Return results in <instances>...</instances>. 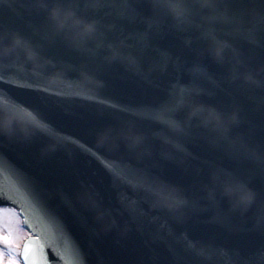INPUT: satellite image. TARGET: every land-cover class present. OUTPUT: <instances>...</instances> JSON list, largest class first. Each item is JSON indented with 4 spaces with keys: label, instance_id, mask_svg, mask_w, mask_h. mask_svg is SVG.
Wrapping results in <instances>:
<instances>
[{
    "label": "water",
    "instance_id": "water-1",
    "mask_svg": "<svg viewBox=\"0 0 264 264\" xmlns=\"http://www.w3.org/2000/svg\"><path fill=\"white\" fill-rule=\"evenodd\" d=\"M0 198L44 264H264V0H0Z\"/></svg>",
    "mask_w": 264,
    "mask_h": 264
},
{
    "label": "rangeland",
    "instance_id": "rangeland-1",
    "mask_svg": "<svg viewBox=\"0 0 264 264\" xmlns=\"http://www.w3.org/2000/svg\"><path fill=\"white\" fill-rule=\"evenodd\" d=\"M11 213L6 210L0 211V236L7 238V241L3 242L8 248L6 256H0V264H9L10 260L17 263L16 251L19 249L23 237L18 220ZM2 254L4 255V252Z\"/></svg>",
    "mask_w": 264,
    "mask_h": 264
},
{
    "label": "snow or ice",
    "instance_id": "snow-or-ice-1",
    "mask_svg": "<svg viewBox=\"0 0 264 264\" xmlns=\"http://www.w3.org/2000/svg\"><path fill=\"white\" fill-rule=\"evenodd\" d=\"M102 139L103 140H107V139H110V133L109 132H103L102 134ZM167 198L168 199H173L174 197L172 196V194L171 193H168L167 194ZM89 199H91V196H89ZM0 241H7V238L6 237H3V236H0ZM3 254L2 253H0V256H2ZM24 258H25V260H27L28 259V253H27V251H25V253H24ZM9 264H15V262L14 261H9Z\"/></svg>",
    "mask_w": 264,
    "mask_h": 264
}]
</instances>
